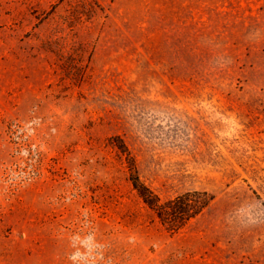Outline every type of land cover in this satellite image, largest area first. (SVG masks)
Returning a JSON list of instances; mask_svg holds the SVG:
<instances>
[{"label":"rangeland","instance_id":"obj_1","mask_svg":"<svg viewBox=\"0 0 264 264\" xmlns=\"http://www.w3.org/2000/svg\"><path fill=\"white\" fill-rule=\"evenodd\" d=\"M212 203L178 232L139 197ZM264 264V0H0V264Z\"/></svg>","mask_w":264,"mask_h":264},{"label":"trees","instance_id":"obj_2","mask_svg":"<svg viewBox=\"0 0 264 264\" xmlns=\"http://www.w3.org/2000/svg\"><path fill=\"white\" fill-rule=\"evenodd\" d=\"M128 160L133 188L143 203L153 211L159 222L173 233L178 232L200 215L214 200V196L208 192L193 191L162 201L157 194L141 181L133 160L131 158Z\"/></svg>","mask_w":264,"mask_h":264},{"label":"crops","instance_id":"obj_3","mask_svg":"<svg viewBox=\"0 0 264 264\" xmlns=\"http://www.w3.org/2000/svg\"><path fill=\"white\" fill-rule=\"evenodd\" d=\"M51 242H63L64 245H53L49 255V264H72L68 259L71 246L67 239H52Z\"/></svg>","mask_w":264,"mask_h":264}]
</instances>
